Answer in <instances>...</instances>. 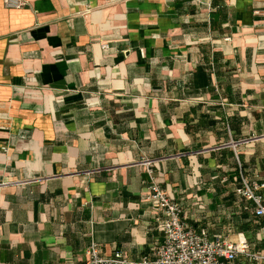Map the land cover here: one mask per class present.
<instances>
[{"label":"crops","instance_id":"1","mask_svg":"<svg viewBox=\"0 0 264 264\" xmlns=\"http://www.w3.org/2000/svg\"><path fill=\"white\" fill-rule=\"evenodd\" d=\"M141 158L189 225L262 248L235 188L264 179V0H0V181L30 180L0 188V264L151 256Z\"/></svg>","mask_w":264,"mask_h":264},{"label":"built area","instance_id":"2","mask_svg":"<svg viewBox=\"0 0 264 264\" xmlns=\"http://www.w3.org/2000/svg\"><path fill=\"white\" fill-rule=\"evenodd\" d=\"M4 5L21 7L23 0H3ZM230 40L226 35L223 41ZM102 47H106L102 44ZM262 136H251L248 139L258 140ZM248 139L231 142L233 147L243 144ZM156 158H141L135 164L144 168L150 179L147 186V200L156 210L155 223L161 232V241L153 246L151 256L142 255L136 260L126 256L124 251L111 254L103 253L92 243L86 251L84 264H232L236 258H244L251 264H264V244L261 249L254 250L249 241L238 236L237 240H229L225 236L215 235L210 238L203 226L194 228L189 225L183 215V207L175 201L169 192L163 190L151 176ZM30 180L0 181V188L6 185H22ZM236 193L250 200L254 205V214L262 223L261 232L264 237V179L241 176V182L235 188Z\"/></svg>","mask_w":264,"mask_h":264}]
</instances>
